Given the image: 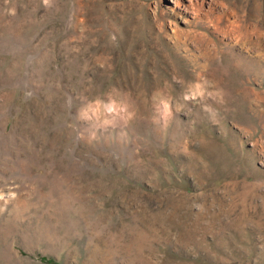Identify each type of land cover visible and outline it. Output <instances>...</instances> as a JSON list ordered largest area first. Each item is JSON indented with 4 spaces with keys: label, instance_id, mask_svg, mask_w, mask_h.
I'll return each instance as SVG.
<instances>
[{
    "label": "rangeland",
    "instance_id": "374dc122",
    "mask_svg": "<svg viewBox=\"0 0 264 264\" xmlns=\"http://www.w3.org/2000/svg\"><path fill=\"white\" fill-rule=\"evenodd\" d=\"M57 263L264 264V0H0V264Z\"/></svg>",
    "mask_w": 264,
    "mask_h": 264
},
{
    "label": "clouds",
    "instance_id": "9594fccd",
    "mask_svg": "<svg viewBox=\"0 0 264 264\" xmlns=\"http://www.w3.org/2000/svg\"><path fill=\"white\" fill-rule=\"evenodd\" d=\"M44 3L48 4L49 0H44ZM78 115L90 124L92 130L88 134L89 140H94L99 131L115 128L119 124L126 125L130 120L128 104L123 99L113 98L111 94L86 102Z\"/></svg>",
    "mask_w": 264,
    "mask_h": 264
},
{
    "label": "trees",
    "instance_id": "16d2710c",
    "mask_svg": "<svg viewBox=\"0 0 264 264\" xmlns=\"http://www.w3.org/2000/svg\"><path fill=\"white\" fill-rule=\"evenodd\" d=\"M41 259L44 260V261H48V262H54L53 259H48V258H45V257H42ZM57 264H60V263H57Z\"/></svg>",
    "mask_w": 264,
    "mask_h": 264
}]
</instances>
